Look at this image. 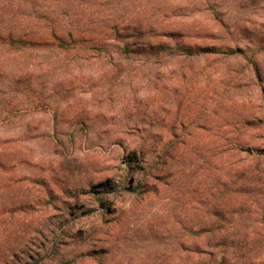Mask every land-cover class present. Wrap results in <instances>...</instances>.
Returning <instances> with one entry per match:
<instances>
[{
	"label": "rangeland",
	"instance_id": "rangeland-1",
	"mask_svg": "<svg viewBox=\"0 0 264 264\" xmlns=\"http://www.w3.org/2000/svg\"><path fill=\"white\" fill-rule=\"evenodd\" d=\"M69 1L75 12L122 16L145 31L166 8L164 0ZM180 1L159 20L178 37L117 56L87 44L68 52L0 47V264H180L163 251L184 210L185 224L210 216L214 264H264V157L221 147L264 148V126L242 125L264 89V0H213L232 30L250 32L262 81L241 60L186 56L182 44L201 32L197 21L209 23ZM39 99L48 113L33 109ZM173 145L181 165L174 182L170 161L157 158ZM142 148L159 176L147 178L159 195L145 202L123 191L140 177L126 163ZM115 186L104 194L111 212L103 217L96 192Z\"/></svg>",
	"mask_w": 264,
	"mask_h": 264
},
{
	"label": "trees",
	"instance_id": "trees-1",
	"mask_svg": "<svg viewBox=\"0 0 264 264\" xmlns=\"http://www.w3.org/2000/svg\"><path fill=\"white\" fill-rule=\"evenodd\" d=\"M164 1L166 3L165 12L158 13L154 17V23H156L157 28L145 31L140 26L133 30L130 29V22L126 21V19L124 20L122 16L98 17L83 12H75L71 10L74 7L69 0H0V47L6 46L22 53H25L27 49L31 50V48L40 47L68 52L87 44L97 46L99 49L110 47L115 50L112 56H117L119 53L127 52L128 46L130 48L133 46H156L159 39H165L166 37L173 39V37L179 36V32H176L177 30H173L168 34L166 30L169 24L159 20L160 17L161 20H165L175 15L182 3L180 0ZM188 1L191 3L189 4L190 9L201 14V17L206 19L209 24L206 28L201 20L197 21L200 24L199 30L201 32L194 36V42L182 44L183 50L186 51L183 53L188 57L194 58L219 57L241 60L250 69L253 67L252 73L258 81H262L261 71L253 55L255 50L250 48L252 42L247 40L250 32L243 27L239 28L238 25L232 30L224 14L216 10L215 1ZM128 30L133 31V33L131 35L127 34ZM127 40L131 42L125 44L124 42H127ZM152 41L155 42L153 43ZM121 47H123V50ZM115 68L121 70L122 66L116 65ZM34 105L33 109L36 112L48 113L49 111L50 103L46 100L39 99ZM242 125L245 130L253 128L252 130L256 131L264 126V89H260L258 98L253 97L252 104L245 115ZM176 146L173 145L169 151L168 149L161 150L159 152L160 155H157V158L165 157L164 161H170L168 177H173V182L178 180L181 172L177 169L181 165L177 158L179 156L177 155L178 148ZM229 146L231 147L230 152L233 153H240L242 148H244L243 151H245L247 157L253 156L254 160L257 161L264 157V148H253L252 150V146L249 143L241 144V142L237 141L233 144L226 143L221 145L224 149H228ZM166 151H168V154ZM5 163L3 150L0 148V167L5 165ZM153 170L154 166L147 159L144 149L136 151L135 155L126 163V172L127 174L137 172L140 177L136 182V186H123V191L131 195H142V202H145L151 195L158 196L157 185H149L147 183V178L155 179L159 177L156 175L152 176ZM16 182L18 181L16 180L14 183ZM247 182H249V179ZM248 186L249 183L245 185V188ZM118 188V186L109 187L108 191L96 192L100 196L95 198V201L103 213V217L111 212L110 205H106L105 195L110 192H117ZM40 200L41 198H38L39 203ZM4 210L12 216L17 209L14 210L13 207H10V209ZM210 213L212 214V212ZM221 213V210H219L218 214L220 215ZM182 214L186 218L185 210ZM182 214L174 222L177 230H175L176 236L175 234L173 235L172 243L166 245L162 242L165 246L163 256L169 258V256L174 254L180 264H214L215 255L213 250L216 245L212 244L209 236L212 228L210 216H204L203 222L193 225L190 219L187 224L180 220ZM204 214L208 215L209 212H204ZM185 234L194 238L187 239ZM218 242L220 243L219 246L223 245V238L221 237Z\"/></svg>",
	"mask_w": 264,
	"mask_h": 264
}]
</instances>
